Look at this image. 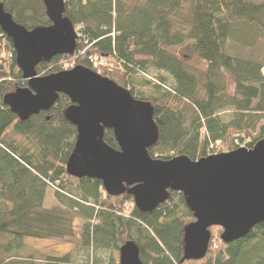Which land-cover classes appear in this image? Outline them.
<instances>
[{
    "label": "trees",
    "instance_id": "obj_1",
    "mask_svg": "<svg viewBox=\"0 0 264 264\" xmlns=\"http://www.w3.org/2000/svg\"><path fill=\"white\" fill-rule=\"evenodd\" d=\"M63 2V16L77 35L74 53L39 63L36 75L82 66L150 103L158 130L148 149L152 159L194 161L251 149L264 139V66L225 52L228 39L242 29L255 27L253 42L264 39V0ZM0 4L26 30L50 25L42 0ZM151 71L169 80L137 83L136 75ZM142 85L147 90L137 88ZM26 86L12 43L0 31V264H118V251L128 242L138 247L143 264H264V221L229 244L221 241L220 228H210L206 255L179 263L183 229L194 221L182 193L169 192L144 213L126 193L109 196L100 181L67 175L76 138L64 118L70 100L59 94L49 111L22 121L3 98ZM227 110L230 120L222 121L219 114ZM103 140L118 149L111 130ZM48 187L59 203L51 208L43 206ZM25 238L67 242L70 250L38 257L24 246Z\"/></svg>",
    "mask_w": 264,
    "mask_h": 264
},
{
    "label": "water",
    "instance_id": "obj_2",
    "mask_svg": "<svg viewBox=\"0 0 264 264\" xmlns=\"http://www.w3.org/2000/svg\"><path fill=\"white\" fill-rule=\"evenodd\" d=\"M50 22L26 30L0 4V31L10 39L15 63L27 86L4 96L3 103L20 120L49 111L59 94L70 100L64 118L76 129L74 147L66 162L67 175L101 182L109 196L130 195L144 213L180 192L194 221L183 229L184 261L201 260L208 250L209 229H221L229 244L246 237L264 221V139L253 148H238L190 160L185 156L155 160L148 149L158 140L153 107L92 70L76 66L40 77L35 68L57 55H72L77 39L63 16V0H42ZM111 130L118 149L103 140ZM118 264H143L133 242L118 251Z\"/></svg>",
    "mask_w": 264,
    "mask_h": 264
},
{
    "label": "rangeland",
    "instance_id": "obj_3",
    "mask_svg": "<svg viewBox=\"0 0 264 264\" xmlns=\"http://www.w3.org/2000/svg\"><path fill=\"white\" fill-rule=\"evenodd\" d=\"M253 3H259L262 0H251ZM239 25V23L237 22ZM244 28V27H243ZM255 27H253L250 31L242 29L238 33H235L234 39H228L225 52L231 56H237L239 58L244 59H251L253 61L260 62L264 66V39L258 38L254 40L255 35ZM241 41V42H240ZM246 43H252L250 45H243ZM264 73V69L262 70ZM157 76H164L166 79L169 80V76L163 72H156L151 71L150 74L146 76L143 75H136L135 80L138 82H143L147 78L156 79ZM143 88V85L141 87ZM148 87L143 88L147 90ZM232 93V91H230ZM189 115V114H188ZM220 117L222 121L230 120L232 115L231 110L222 111L220 112ZM54 188L48 187L46 188L45 198L43 202V206L45 208H51L52 206H57L59 203L54 197ZM212 230L213 227H212ZM23 244L28 250L34 252L38 257H46V256H58L63 255L70 250V245L67 242H59V241H52V240H40V239H33V238H25L23 240Z\"/></svg>",
    "mask_w": 264,
    "mask_h": 264
},
{
    "label": "built area",
    "instance_id": "obj_4",
    "mask_svg": "<svg viewBox=\"0 0 264 264\" xmlns=\"http://www.w3.org/2000/svg\"><path fill=\"white\" fill-rule=\"evenodd\" d=\"M101 64V63H100ZM264 74V73H263Z\"/></svg>",
    "mask_w": 264,
    "mask_h": 264
}]
</instances>
